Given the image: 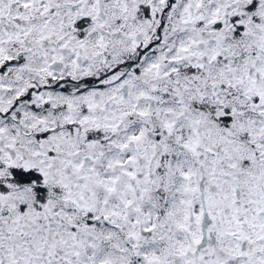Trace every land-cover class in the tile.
I'll return each instance as SVG.
<instances>
[{
	"label": "snow or ice",
	"instance_id": "6c2138e0",
	"mask_svg": "<svg viewBox=\"0 0 264 264\" xmlns=\"http://www.w3.org/2000/svg\"><path fill=\"white\" fill-rule=\"evenodd\" d=\"M0 264H264V0H0Z\"/></svg>",
	"mask_w": 264,
	"mask_h": 264
}]
</instances>
